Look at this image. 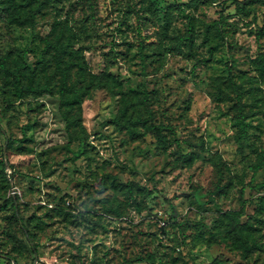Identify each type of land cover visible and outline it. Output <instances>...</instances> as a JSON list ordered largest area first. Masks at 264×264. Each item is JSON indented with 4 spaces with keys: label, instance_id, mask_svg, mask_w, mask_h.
I'll list each match as a JSON object with an SVG mask.
<instances>
[{
    "label": "rangeland",
    "instance_id": "374dc122",
    "mask_svg": "<svg viewBox=\"0 0 264 264\" xmlns=\"http://www.w3.org/2000/svg\"><path fill=\"white\" fill-rule=\"evenodd\" d=\"M5 1L0 61L25 63L24 84L54 95L16 97L0 64V158L12 164L9 185L0 177V264H264V161L251 168L264 154V76L253 61L264 54V0H242L248 14L228 0H16L32 15L24 26L5 22ZM61 45V58L102 77L72 141L58 104ZM76 71L68 83H79ZM142 93L148 122L168 126L133 138L109 119L125 100L146 116ZM243 183L249 250L221 216L240 206Z\"/></svg>",
    "mask_w": 264,
    "mask_h": 264
},
{
    "label": "trees",
    "instance_id": "16d2710c",
    "mask_svg": "<svg viewBox=\"0 0 264 264\" xmlns=\"http://www.w3.org/2000/svg\"><path fill=\"white\" fill-rule=\"evenodd\" d=\"M215 1V0H210ZM230 4L234 5L235 10L238 13L248 14L250 12V7H246L245 3L242 0H228ZM253 2V0H250ZM4 20L7 24H13L17 26H24L26 24L32 23V15L25 13L22 9V4L16 0H7L4 2ZM264 35V25H262L259 30L256 32V37H260ZM66 51V49L61 46H56L55 56L60 57L58 63L59 75H60V87L58 90V104L60 115L64 121V130L68 141H72L73 139L78 138V131H84L85 127L82 123V115H81V103L82 99L87 96L89 89L94 86L95 81L102 82V77L90 73V76L86 75L85 71V62L84 61H74L73 58L64 60L62 57V53ZM75 57V55H73ZM253 61L255 62L256 68L261 76H264V54L259 53ZM4 71L9 75L10 88L13 94L21 98L25 92L31 91L36 88L40 93L43 90H48L47 92L50 95H54V92L50 91L46 84L43 87H39L38 85H32L31 82L24 84L23 79L27 76L24 68L26 67L25 63H17L12 67H6L3 61H0ZM76 66L78 74V79H76L79 83L76 82L68 83V80L72 77V68ZM31 75V73H30ZM29 75V76H30ZM228 84L232 87V89L236 92L237 100L235 102V106L237 107L239 114L244 118L243 110L241 108V96L242 91L236 85V83L229 79ZM140 103L146 116H142L140 114H134V109H130L131 102L125 100L123 105L119 111V113L109 119V121L115 124L118 128H125L131 137L138 138L139 136L145 135L149 132L160 134L161 130L166 128L168 124L163 123H154L150 120L151 116V108L149 107V101L147 95L142 93V97L140 99ZM137 126H141V130L137 129ZM0 132H2V128L0 126ZM241 136L245 135V130L242 128L239 131ZM12 138L8 139V143L12 142ZM158 145L165 146V140L160 137L157 140ZM258 161L251 165L253 171H256L260 168L264 161L263 151L259 153ZM12 167V164L9 163V167H7L6 162L0 158V177H2L6 184L8 183V178L11 175L8 173V170ZM133 183H129L128 188L131 190ZM264 185V182H263ZM245 187V183L242 184L240 189V206L238 208H230L222 211L221 216L227 218L229 220V224L231 230H234V240L239 243L245 250H249V245L246 244L247 235H243L240 230V218L245 215V199L243 197V189ZM138 190L144 191L147 190L146 187L137 185ZM14 206V205H13ZM18 211V207L14 206ZM19 218V224L23 230V233L26 237L27 242L29 243L32 251L37 254L38 250L36 244L32 241V235L30 231L27 229L26 225L22 221L21 217L17 215ZM9 258V257H8ZM145 261L147 264H155L153 259L149 257L136 259ZM126 262H132V260H127Z\"/></svg>",
    "mask_w": 264,
    "mask_h": 264
},
{
    "label": "water",
    "instance_id": "95a60500",
    "mask_svg": "<svg viewBox=\"0 0 264 264\" xmlns=\"http://www.w3.org/2000/svg\"><path fill=\"white\" fill-rule=\"evenodd\" d=\"M6 165H7V162H6Z\"/></svg>",
    "mask_w": 264,
    "mask_h": 264
}]
</instances>
